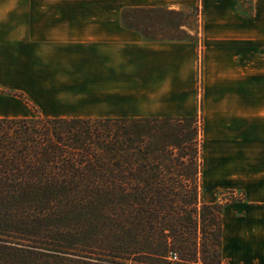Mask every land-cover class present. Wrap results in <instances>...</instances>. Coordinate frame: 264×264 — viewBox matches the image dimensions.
Instances as JSON below:
<instances>
[{
    "label": "crops",
    "instance_id": "crops-1",
    "mask_svg": "<svg viewBox=\"0 0 264 264\" xmlns=\"http://www.w3.org/2000/svg\"><path fill=\"white\" fill-rule=\"evenodd\" d=\"M198 3L0 0V119L200 114L203 196L235 197L222 258L264 264L263 0H203L202 21L171 17Z\"/></svg>",
    "mask_w": 264,
    "mask_h": 264
},
{
    "label": "trees",
    "instance_id": "trees-1",
    "mask_svg": "<svg viewBox=\"0 0 264 264\" xmlns=\"http://www.w3.org/2000/svg\"><path fill=\"white\" fill-rule=\"evenodd\" d=\"M145 121L153 120L0 119V264H10L13 227L49 206L55 210L45 221L53 219L54 230L73 233L81 246L99 243L125 262L227 264L221 215L234 199L205 204L195 148L173 154L180 149L164 147L157 155L136 127ZM186 163L188 171L180 168Z\"/></svg>",
    "mask_w": 264,
    "mask_h": 264
},
{
    "label": "rangeland",
    "instance_id": "rangeland-1",
    "mask_svg": "<svg viewBox=\"0 0 264 264\" xmlns=\"http://www.w3.org/2000/svg\"><path fill=\"white\" fill-rule=\"evenodd\" d=\"M248 4H251V0H248ZM203 0H199L196 8L193 11H181L177 14H173V19H196L203 20L205 18L203 13ZM248 17L251 16V9L248 5ZM260 13V12H258ZM263 118H264V0H263ZM156 17H163L157 14ZM260 17V16H259ZM259 37V36H258ZM201 91V83L198 85ZM197 87V88H198ZM198 90V89H197ZM34 112L33 118H41ZM89 120H120V119H89ZM126 120H138V119H126ZM140 135L144 134L153 144V151L159 155L164 147L171 148L178 147L180 151H173V154H190L191 150L195 148L197 155L199 156V163L201 164V175L198 179V192L205 204H208L210 200L203 196V172H202V136H201V118L198 114L193 120H153L149 122H143L136 124ZM142 137V136H141ZM140 144V142H139ZM186 144V145H182ZM142 145V144H140ZM156 146V148H154ZM184 146V147H180ZM186 160V159H185ZM139 165V164H138ZM168 165H162L165 167ZM171 168L172 165H169ZM188 163L183 165V170L189 169ZM187 171H185L187 173ZM230 191H220L216 193L215 203L223 204L224 201L234 199ZM238 197V195H236ZM214 204V203H213ZM55 206H49L47 211H44V207L36 209L29 213L30 221L32 223H22L18 226L15 225L10 233H8V247L9 249V262L10 264H149V261L141 259L140 257H131L129 261L125 262L121 259L115 258V255L104 246L99 243L91 244L87 241L88 245H79L78 237L70 233H62L57 229L52 228L55 222L52 219L49 222L45 219L46 215L51 216L52 210ZM65 207L59 206L57 211H63ZM47 208V207H45ZM65 215V214H64ZM69 215V214H68ZM71 216V217H70ZM54 218V217H53ZM68 220L73 219V215L67 217ZM25 220H23L24 222ZM28 222V221H27ZM48 222V223H47ZM28 224V225H27ZM34 224V226H32ZM60 224H66L61 222ZM86 236V235H85ZM88 237V236H87ZM90 237V236H89Z\"/></svg>",
    "mask_w": 264,
    "mask_h": 264
},
{
    "label": "built area",
    "instance_id": "built-area-1",
    "mask_svg": "<svg viewBox=\"0 0 264 264\" xmlns=\"http://www.w3.org/2000/svg\"><path fill=\"white\" fill-rule=\"evenodd\" d=\"M199 84H200V77H199ZM198 91H199V93H200V88L198 87Z\"/></svg>",
    "mask_w": 264,
    "mask_h": 264
}]
</instances>
